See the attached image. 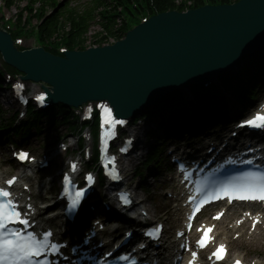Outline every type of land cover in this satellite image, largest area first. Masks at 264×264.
Masks as SVG:
<instances>
[{"label":"water","instance_id":"obj_1","mask_svg":"<svg viewBox=\"0 0 264 264\" xmlns=\"http://www.w3.org/2000/svg\"><path fill=\"white\" fill-rule=\"evenodd\" d=\"M264 31V0L155 16L113 47L57 60L33 53L19 62L74 103L112 99L121 109L158 99L176 83L236 53ZM18 59L17 56H12Z\"/></svg>","mask_w":264,"mask_h":264},{"label":"snow or ice","instance_id":"obj_2","mask_svg":"<svg viewBox=\"0 0 264 264\" xmlns=\"http://www.w3.org/2000/svg\"><path fill=\"white\" fill-rule=\"evenodd\" d=\"M21 87V86H17ZM36 99L43 102L44 96H38ZM105 113V123L112 126L116 124H123L122 120H115L112 118L111 110L103 107ZM252 127L264 129V115H256L253 119L245 121L240 127ZM28 158L26 153H20L18 159L26 160ZM251 165L252 160L244 161ZM76 165H72L73 171H75ZM91 180V176L88 177ZM15 183V178L7 181L8 188H11ZM65 191H68V185L71 181L68 176L64 177ZM84 193L82 191H76L74 198L71 201V208L75 209L79 203L80 199L83 197ZM225 196L228 198L229 202L232 200H250V201H264V172H248L239 178L238 183L227 184L222 186L216 192L212 193L211 196L205 197L204 200L200 201L197 205L196 211L199 210L207 202L212 200L223 199ZM12 193L6 188L0 187V264H34V259L36 264H47V261H39L38 258L48 254L50 249L52 253L58 251V245L50 242L51 233L48 232L44 234L43 239H39L34 232L20 231L19 229L11 228L10 225H24L29 226V221L27 219L21 218V212L18 210V205L14 203ZM122 200L127 203L125 197H121ZM219 219V216L214 217ZM212 229H207L204 231L203 236L198 241L201 248L205 247L208 242V234ZM149 236L152 233H148ZM225 249L221 245L215 252L213 256L217 260H222L224 258ZM193 258L196 257V253L193 252ZM122 259L127 260L128 257H122ZM236 264H240L237 260Z\"/></svg>","mask_w":264,"mask_h":264},{"label":"trees","instance_id":"obj_3","mask_svg":"<svg viewBox=\"0 0 264 264\" xmlns=\"http://www.w3.org/2000/svg\"><path fill=\"white\" fill-rule=\"evenodd\" d=\"M7 6L10 8L11 6H16L18 3L24 0H6ZM30 3H34L37 0H26ZM40 4L42 6H53L55 7L56 0H40ZM136 2L138 10L134 11L131 8V2ZM239 0H110L112 6H104V13L107 15L113 14L112 17L122 18L127 15L131 19V22H135L134 14H141L142 16L146 15H156L160 13H165L168 11H185V10H193L205 5L208 6H219L226 5L237 2ZM44 10V9H42ZM66 20L60 16L58 12L51 14V16L44 20L39 28L38 38L42 45L47 46H55L56 41L60 40L63 44H65L68 48H82V46L86 43V19L85 16H79L76 13H66ZM31 16V13H29ZM39 17V16H38ZM19 18V22L23 20L21 17ZM126 29V25L122 24L121 28L118 30L107 29L106 27L101 29L99 33V38L101 42L108 41V39H116L119 35L121 38L124 35ZM118 39V38H117ZM100 40L98 42H100ZM96 42L95 44L100 45ZM258 56V55H256ZM256 56L251 59L249 62V68H252L253 65L260 66L259 61H256ZM251 63V64H250ZM254 67L253 70L256 68ZM256 71V70H255ZM246 70L243 71L245 73ZM248 74V73H247ZM249 76V75H248ZM240 81H236V85H239ZM172 101V99H171ZM200 106L205 109L207 106L206 101L201 102ZM215 106V105H214ZM214 110V109H213ZM157 153V149L155 148L150 152L149 160H155V154Z\"/></svg>","mask_w":264,"mask_h":264},{"label":"rangeland","instance_id":"obj_4","mask_svg":"<svg viewBox=\"0 0 264 264\" xmlns=\"http://www.w3.org/2000/svg\"><path fill=\"white\" fill-rule=\"evenodd\" d=\"M22 5H19V7H21ZM17 11L16 8H13L11 9L10 11H8L10 14H14L15 12ZM119 25V23H118ZM99 27H92L90 28L89 30V33H88V36L87 37H92V35L94 34V32L96 31H99ZM88 41H92V40H88ZM29 43H31L30 47L28 49L32 50L31 48H36V43L34 41V39H29ZM86 46H89V45H86ZM6 94L5 93H1L0 92V98L1 99V103H0V110H2L6 116H9L10 112L12 111V109L9 107V104L7 103V100H6ZM227 97V95H226ZM3 113V114H4ZM160 133V132H159ZM29 142H32V143H35L36 145V140L35 138H30L29 139ZM1 144V143H0ZM151 145H153V141H149L146 145V148L147 147H150ZM1 146V145H0ZM144 154H145V147H142V150L135 154V159L133 160L132 162V167L135 168L142 159L144 157ZM130 172V170L128 171V173ZM152 180H149V183L148 184H141V188L138 190V194L140 195H143L144 196V199L149 203L145 201V203H147V205L149 206V208L151 209L152 208V212L153 214L155 215V217L157 218H163L165 216V211L167 209V203L165 201H163L162 199L159 198V192L160 190L157 188V183L154 182V184L156 185H153ZM162 201L163 202V205H164V208L160 211L159 209L158 210H155L154 208H156V203Z\"/></svg>","mask_w":264,"mask_h":264},{"label":"bare ground","instance_id":"obj_5","mask_svg":"<svg viewBox=\"0 0 264 264\" xmlns=\"http://www.w3.org/2000/svg\"><path fill=\"white\" fill-rule=\"evenodd\" d=\"M68 59H70V58H68ZM53 89L55 90V88L53 87Z\"/></svg>","mask_w":264,"mask_h":264}]
</instances>
